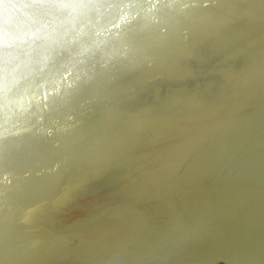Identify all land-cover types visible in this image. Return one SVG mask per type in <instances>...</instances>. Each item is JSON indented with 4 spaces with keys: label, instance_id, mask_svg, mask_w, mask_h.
Masks as SVG:
<instances>
[{
    "label": "bare ground",
    "instance_id": "1",
    "mask_svg": "<svg viewBox=\"0 0 264 264\" xmlns=\"http://www.w3.org/2000/svg\"><path fill=\"white\" fill-rule=\"evenodd\" d=\"M0 264H264V0H0Z\"/></svg>",
    "mask_w": 264,
    "mask_h": 264
}]
</instances>
